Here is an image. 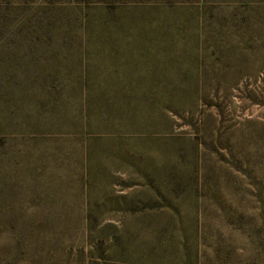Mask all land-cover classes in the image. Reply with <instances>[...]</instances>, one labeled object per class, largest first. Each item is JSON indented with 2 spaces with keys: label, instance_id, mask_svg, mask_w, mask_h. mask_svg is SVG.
<instances>
[{
  "label": "rangeland",
  "instance_id": "obj_1",
  "mask_svg": "<svg viewBox=\"0 0 264 264\" xmlns=\"http://www.w3.org/2000/svg\"><path fill=\"white\" fill-rule=\"evenodd\" d=\"M0 108V264H264V0H0Z\"/></svg>",
  "mask_w": 264,
  "mask_h": 264
},
{
  "label": "trees",
  "instance_id": "obj_2",
  "mask_svg": "<svg viewBox=\"0 0 264 264\" xmlns=\"http://www.w3.org/2000/svg\"><path fill=\"white\" fill-rule=\"evenodd\" d=\"M0 113H1V108H0ZM1 119V117H0ZM1 126H0V134H1ZM5 143H2L0 141V199L2 198V196L5 194V182L8 180V174L5 171V159L3 157V147H4ZM15 178V177H14ZM15 184V181H14ZM1 216V215H0ZM15 219V217H14ZM3 228V222H0V233L2 231Z\"/></svg>",
  "mask_w": 264,
  "mask_h": 264
}]
</instances>
